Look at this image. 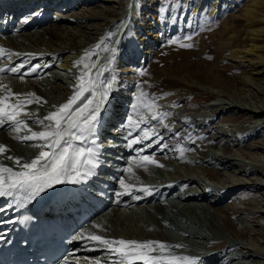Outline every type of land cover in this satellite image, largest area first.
I'll return each mask as SVG.
<instances>
[{"label": "bare ground", "instance_id": "6f19581e", "mask_svg": "<svg viewBox=\"0 0 264 264\" xmlns=\"http://www.w3.org/2000/svg\"><path fill=\"white\" fill-rule=\"evenodd\" d=\"M4 1H9L10 4L19 1L18 3L20 5L14 6L13 10H16L17 13H19L20 11H22L23 13L18 19V32L15 33L18 38H13L14 34L0 37V42L4 43V45H6L9 49L5 51V54L2 57H0V68L7 70L8 68L17 67V65L20 66L22 65V62H24L25 66L23 67V70H21V72L19 73L14 74H25L27 77H29V79H32L30 83L31 85H29L30 87H26L22 86V81L7 79L0 76V96L7 94L2 87L7 86V88L11 89L12 93L22 94L19 99H32L29 94H34L36 98H39V103L33 102L27 105L24 109V112L28 113V115H24V113L22 112L21 116L18 117V119H23L27 122L28 128L32 129L33 131L39 132L43 130V126L35 123L34 120L37 118L43 119L50 112L55 111L61 106L60 103L65 100V98L67 100L66 96H69L68 92L65 89L66 86L63 85H59L58 90L47 89V87H45V83H43L42 74H44L45 76L47 75L48 77V70L51 69V66L53 67V64L51 63L53 60H55V62L58 60L60 62L62 61L63 63L61 65H63L65 69L67 67L68 69H73L76 63L73 60L69 59H81L82 57H85L86 53H94L88 58H90V61L92 63L96 61L97 65L100 59H97L96 48H93L94 43L97 42L95 41L96 38H103L102 36H104V34L108 35L110 31V34H118L120 32V29L124 25L125 20L119 22V19H121L120 17L123 14L127 13L131 0ZM134 1L135 2H133L132 0V2L134 3L133 5L135 6H133L134 8H132L133 11L131 12L133 16L132 24L135 25L133 27H137V30L133 28L132 31L135 39L138 40V47L135 48L132 45H128L123 52L117 55L113 65V67H115L116 65V70H114L113 68V74H108L106 77V80L112 84V93L110 95L111 105L109 107V111L111 112V114H109L108 116L110 119L106 120V122H108V126L103 125L101 128L97 129L99 131V137H107L108 135H110V137L112 138H104L103 140H100L105 143L99 141L100 145H105L104 147L106 148H111V145L114 144L115 136L119 139V141H125L128 138V133H130V131L136 130L137 127L132 130L127 127L128 124H126V121H128L129 123V119L127 118L128 115L132 114L135 121H140L138 126L139 129L145 128L146 126L151 127L158 121L150 119L152 113L143 106L142 102L137 100V97L140 96V93L144 92L145 90L144 83L142 81L145 82L144 74H147L148 71H144V76L142 78L135 77L129 79L128 74L138 71L139 74L141 73V69H139L140 65H142L140 64V59H142L144 67L151 61L153 55L156 53L158 45L168 40L166 38L165 31L168 30V32L171 31L177 33L180 31L179 33L181 34L178 37L182 39H185L186 37L188 38L189 36L191 37V32L193 31L194 26L199 27L202 23H206L207 21H217V19L222 15V12L226 10V8L230 7L228 6V4L226 6V3H232L236 6V3L240 0H215L216 2H212V4H210L211 0H197L195 5H192L195 9L193 7L190 8V6L184 8L180 3L175 8L171 9L170 7H168L166 11L160 12L159 18L161 19V22L158 23L156 22L157 15L153 14L158 10L153 7V5H155V1L157 2V0H152V2L151 0ZM147 2L150 3L147 4ZM35 4H37L38 7L34 8ZM43 5H49V8L46 11L50 14L56 12L58 16H61V19L53 20V15L50 16L47 20L39 18L37 15L41 13L39 9H41L40 7H42ZM61 5V8L57 7ZM164 5L161 4L163 8ZM233 5L231 7H233ZM7 8V4H0V11ZM31 10L33 13V15L31 16H36L38 18L30 19L31 16L28 15V13ZM61 10L67 16H62L61 13H57L61 12ZM193 10H195L194 14L193 16H190L189 14H191ZM141 12H143L144 15H147V13H149L148 17L153 18V21L150 23V27H148V29H145V26L147 25V22L149 20L146 18L148 20L147 21L145 17H142ZM164 12H168V15H170V17L167 15L163 17L162 13ZM150 13L152 14V16H150ZM242 16H244L243 20L245 22V25L251 28L254 35L252 39L254 43L249 49H247V51L251 53L256 49H261L259 50L260 53H258L257 56L261 60H264V50H262L264 49V46H258L256 44V39L258 40L260 37L264 36V26H261V24H264V0L255 1L254 3H252L250 7L242 14ZM112 22L113 24L111 25ZM60 23H69L74 26L69 29L70 26H63ZM190 23H192L193 26H191V31H188ZM13 27L14 25L7 23L8 29ZM111 27L113 28L110 29ZM224 30L226 31V27ZM46 37L48 38V40H45ZM10 38L11 41L8 40ZM236 38L237 36L233 35L230 39L236 40ZM41 45L45 46L52 52H48L39 48L38 46ZM29 46L35 47V49L32 47L34 51H30ZM107 46L109 49V45ZM26 49L29 51H26ZM70 52H75L78 56H73L70 58L68 57L69 59H63V57ZM244 52L245 50H237L234 53L231 52L230 55L231 58H233L235 61L237 60L238 63H243V61L250 62V59L243 60L245 57H247L246 54H242ZM106 55L107 58L110 59L109 57L111 56V52H107ZM238 58H240V60H238ZM109 61L111 60H106V62H104L106 65V69L110 65ZM205 61L206 60H202L201 63L203 64ZM34 66L39 67L35 72L30 71ZM155 66L157 67L156 63ZM164 69L167 74H170L172 76V84L161 86L162 83L158 82L160 81V79L156 74L157 71L154 69L151 79L146 80V84H148V90L144 93L147 94V97L142 98V100H153L152 95H156L159 97L161 96V98H164V96L167 95L168 98H171L169 93L171 90H173L172 87L176 85L179 87H183L186 85L187 87L192 89L199 88L204 92H202V96L204 98L213 97L214 100L217 98V101L215 100V102L211 105L215 108L214 113H209V109L208 112L207 109H199V111H202V114L205 117L200 116L199 114L193 115V113L191 112L192 107H187V105L183 107L182 101L178 102V100L174 99L167 101L160 100L161 103L167 106L166 110H162L161 108H159L162 105L158 106L157 104H160V102L155 101L156 105L158 106V108L156 109L157 113H166V111L170 112L171 110H173L176 116L186 114V118H174V122H170V126L167 124L169 126L168 128H165V125L163 123L158 124V132L156 134L161 137V139H157V136H152L153 140H151V142L144 143L142 145H135V147L138 146V148L141 147V149H145V152H151L155 149L159 152V164L161 163V160H163V164L159 165V167H161V169L165 168L166 170L164 169V171H168L166 173H168L170 179H172L171 182L167 180L168 184H165L162 187V191L164 194L168 193V195H171L173 197H182L180 199V202H182V204L174 203L173 207L177 212L174 213V211H172V215L167 214L165 206H162L163 198L161 197L160 199L150 197L152 193L156 191L155 186L157 184L153 185L152 188H147L142 186V184L140 183L141 181H144L143 179L156 181V178L159 177L158 175L162 174L158 173L156 176V172H147L148 168L146 166L148 165L146 164V161L147 163H151L148 160H144L143 163L139 165L137 163L131 165L130 163L132 162L133 157L125 158V161L121 166V172H115L117 174V178L114 180V183L115 185H118L116 186L117 191H115V193H117L116 202L122 201L123 199H125L126 194H129L127 198H131L129 199L130 203L136 205L142 204L140 205V207H142L143 210L140 211L137 209L139 215H137V218H135V220L138 221L140 227L135 228L134 226V228L132 229L131 222H133V218L135 216L128 215L126 213L129 210L131 211L132 208H130L129 210L126 209L127 211L125 210V214L127 215L124 216V214H121L124 211H121L120 213L119 210L116 209V206L114 204L109 206L110 212L107 215L106 219L99 223L100 227H97L98 235L111 240L126 239L135 240L138 242H161V240L169 241L172 244L171 246L175 250H181V252L177 254V256H183L182 253H191L193 251L192 248H196L200 245L198 244V242H195L191 238V234H193L194 238L197 239V241H200L198 238L205 240H202L203 246H207L208 250L212 249L211 251L202 249V254H204V256L200 260L195 261L196 264H211L219 262L223 257L221 256V254L223 253L222 248H225V251L228 252V249L232 246L237 247L243 245L244 247L250 248L249 250L251 251V257L255 259H261V255L264 254V197L263 195H261V190H264V181L261 180L260 177L249 176V178L245 179L239 177V175H262L264 174V165H258L259 162H262L260 158L252 157V160H255L253 162L257 163L249 164L248 162L246 164L244 162L242 165H240V168L237 169L238 165L234 164L235 159L230 158L229 156H225V154L222 155V152L217 149H219V144H224L223 149L226 150L225 153H227L228 149L230 148H228V146L226 147L225 142L222 140V137L226 136L225 134H223L226 130V127L225 125H220V123H218V119L219 117L223 116V113L235 111L236 113L233 114V117L237 120L246 115H249L250 118L256 117V119L257 117H260V123L257 122V126L261 125V128H264V104L252 107L246 105L245 103L238 102L236 93L234 91L235 88L240 89L242 87H245V85L253 82L255 80L253 78L255 76L254 74L264 75V71L260 73L259 71H255L254 73L250 72V75L245 77L237 76L229 82L225 78H220L218 74L216 75V63L209 66L208 68L206 67L205 69L197 66L194 70L191 62L189 64L183 65L181 67V70L174 69L169 66H165ZM233 69H236V67L233 66ZM254 70H256V68H254ZM150 73L151 71L149 70V74ZM33 78H35V80ZM17 83H21V86L15 87L18 85ZM122 91L130 92L125 93ZM149 92H152V94L149 95ZM182 92L183 91H179V95ZM149 96L152 97L149 98ZM220 96H225L227 100L222 99V97ZM15 99V97L11 98L10 102H15ZM66 100L65 103L67 102ZM131 102H134V104L139 103V106L135 109V111L133 110L132 104L130 105ZM54 107L56 108L53 109ZM170 116L171 114L169 113V115L167 116L169 120L171 119L169 118ZM196 122H198V124L200 123V125H203V128H205V130H199L200 132H202L200 134L196 132L198 135H195L196 133L194 132L195 134L192 133L193 136L190 135L189 138L185 131L187 128L186 126L190 125L191 123L196 124ZM217 128H221L222 130L218 133H213V131ZM27 134L29 133H27L26 131H21L19 133L15 132L13 130L11 122L6 121L3 125H0V145L7 146V149L9 150L3 154H0V165L7 163L9 165L8 167L11 166L14 170H17L18 166L14 163L13 160L6 159L7 156L22 158L21 163H24L28 162L29 160L31 161L35 159L39 155L41 149L38 147H33L32 145L34 143L43 142L26 141L18 138L23 137ZM112 134L114 135V137L112 136ZM121 136H125V139H122ZM192 138H194L195 141H189L187 145L186 140H191ZM252 138L253 136L250 133V137L248 139L245 138V140H239L237 137H235L231 142L232 144L237 146H241L243 144L246 145L247 143H249L248 145H246V147H248L249 149H251L252 147L258 148V146H256L255 144L257 141L255 142L253 140L254 142H249ZM161 140H163L162 145ZM147 141L150 140L145 139V142ZM196 142H198L197 147L194 146ZM132 145H130V148L132 147ZM138 148L136 147V149ZM181 149H183V152H181ZM259 149H262V151H260V154L264 153L263 146H259ZM196 150L200 153V155H196V153H193L196 152ZM115 151L126 157L129 149L124 143H119L116 145ZM161 151H163L162 154H164V157L162 158ZM153 155L151 154L150 156H148L150 157L151 161H154L151 158V156ZM223 156H225L226 159H217L218 157L223 158ZM176 159H180V163L176 162L178 161ZM174 160L176 161L174 162ZM212 164H214L215 166H212ZM199 165H210V168L204 169V167L201 168V166ZM128 167L133 168L134 170L128 169ZM244 167L247 168L245 169ZM206 178L207 180H209L208 178L213 180V183L210 184V182L207 181ZM123 179L128 180L130 183L127 188L123 187L120 183V181ZM59 185L60 184H54L52 186L53 192L51 193V196H55L57 194V188H59ZM196 185H200L199 191L196 188L194 189V191L196 192H194L192 189L187 188L188 186L195 187ZM204 185L212 187L218 185V189L215 190L212 189V187L209 188L210 190L204 189ZM243 189H249L256 192L254 194V201H251L252 203H249L254 204L253 209H251V207L248 208V206L240 205V194ZM189 190H192L193 192ZM157 193H155V195L158 197ZM137 196H139L140 199H136L135 197ZM241 199H243V196ZM195 200L196 202L201 201V203H203L205 206L187 207L185 205L186 203ZM151 202L154 205L149 206L148 204H150ZM257 205L260 206V208L262 207L263 209H254V206L257 207ZM134 210H136L135 207ZM246 216L249 217V219L251 220L250 222L253 223L252 225H250V228L247 224L249 221L247 223L245 221ZM232 218H235L236 220L233 221ZM225 228L229 230L231 237L234 238H231L229 236V238L225 237V233H223V235L221 234L220 236H218V238L215 239H211L209 237V234L212 233L211 230H215V233L216 230L221 233L223 232L221 229ZM186 234L191 237H187ZM210 236L216 237L215 234ZM240 238L241 240H239ZM243 238L244 240L246 239V241H244ZM253 243H256L258 247ZM175 245H182V247H174ZM190 245L192 248L189 247ZM217 247H220L222 250L215 252V250H218ZM158 253L159 252L150 254L157 255ZM103 254V256L107 258L117 257L115 253H112L108 250H106ZM234 254H236V252ZM182 264H187V262H182Z\"/></svg>", "mask_w": 264, "mask_h": 264}, {"label": "rangeland", "instance_id": "374dc122", "mask_svg": "<svg viewBox=\"0 0 264 264\" xmlns=\"http://www.w3.org/2000/svg\"><path fill=\"white\" fill-rule=\"evenodd\" d=\"M255 1H260V0H240V1H238L236 3L237 4L236 6L233 5L232 3L231 4L226 3V6L228 4V6H230V7H228L229 9L226 8V10H224L222 12V15L217 19V21H215V22L214 21L213 22L212 21H207L206 23H202L201 25L199 24L200 25L199 27H195V26L193 27V31L191 32V39H188L187 37L185 39H182V38L178 37L181 34V33H179L180 31L177 33V32H171V31L168 32V30H166L165 31V35H166V38L168 40L158 45L156 53L153 55V58L151 59V61L145 67H144V64L142 62V59L139 58L140 59V64H142V65H140V68H139V69H141L140 71H143V72L144 71H148L147 74L146 73L144 74L145 75V78H144L145 82L142 81L144 83V89H145L144 92H146L148 90V84H146V80H150L151 79V76H153L152 73H153L154 69L157 71L156 74L158 75V77L160 79V81H158V82L162 83L161 86H166V85H171L172 84L171 83L172 76L170 74L166 73V71L164 69L165 66H169L171 68L181 70V67L183 65L189 64L191 62V64L193 65V69L195 70V67H197V66H200L202 69L203 68L205 69L206 67L208 68L209 66L214 65L216 63V65H217V69L215 71L216 75L218 74V76L220 78H225L229 82L232 81L237 76H241V77L248 76V75H250L249 74L250 72L251 73H254L255 71H259V73L263 72L264 71V62H263L264 60H261L257 56V54L260 53L259 50H261V49L254 50L255 53H254V51L251 52V53L249 51H247V49H249L252 46V44L254 43V41L252 40L254 35L252 33L251 28L247 27L245 25V22L243 20L244 16H242V14ZM133 2H135V1L133 0ZM133 2L131 0V3H130V6H129V9H128L127 13L123 14L120 17L121 19H119V22H121L122 20H125L124 21V25L120 29V32H119L120 34L119 33L118 34H115V33L114 34H110L111 33V31H110L108 35L104 34V36H102L103 38H101V37H97L96 38L95 41H97V42L94 43L93 48H96L97 59H100V61L96 65V67H91L92 62L90 61V58L86 59V62L90 65V68H91L92 79L96 80L97 83L100 85L98 91H102L103 87L106 84L109 83L106 80L107 75L111 74V73L113 74L114 70H116V65H115V67H113V65H114V60L116 59L117 55H119L121 52H123L128 45H132L135 48L138 47V40L135 39V37L133 35V31H132L133 28L135 30H137V27H133L135 25L132 24L133 23L132 22L133 16H132L131 12L133 11L132 8L135 7L133 5L134 4ZM151 2H152V0H151ZM165 2H166V4H165ZM196 2H197V0H157V2L155 1V3H154L155 5H153V7H155V9H158L157 11H155L153 13V14L157 15L156 22L157 23L161 22V19L159 18L160 17L159 13L162 12L161 8H163V6H161V4H163V5L165 4L164 5V9L167 10L168 7H170L172 9V8H175L176 6H178V4H180V3H181V5L184 8H187L188 6H190V8H192L195 5ZM212 2L215 3L216 1L215 0H211V3L210 2L209 3L212 4ZM149 3L150 2H147V4H149ZM99 4H100V2H99ZM232 5H233V7H231ZM61 7H62V5L59 6V8H61ZM55 11H57V10H55ZM194 11L195 10H193V12L191 14H189V15L193 16ZM57 13H61L62 16H67L66 14L63 13L62 10H61V12H57ZM141 13H142L141 14L142 17H145V19L147 18L149 20L148 21L146 19L148 22H147V25L145 26V29H148V27H150L149 26L150 23L153 21V18H149L148 17L149 13H147V15H144L143 12H141ZM162 14H163V17H165L166 15L170 17V15H168V12L167 13L164 12ZM55 15H57L56 12L53 13L54 17H55ZM189 15H187V16H189ZM150 16H152L151 13H150ZM54 17H53V20H55ZM60 24H62L63 26H70L69 29H71L72 26H74V25L69 24V23H60ZM112 24H113V22L111 23V25ZM262 25L264 26V24H261V26ZM191 26H193L192 23H190L188 31H191ZM225 27H226V31L224 30ZM112 28L113 27H111L110 29H112ZM233 35L237 36L236 40L230 39L231 36H233ZM15 37L18 38L15 35V33H14L13 38H15ZM8 40L11 41V38L8 39ZM45 40H48V38L46 37ZM174 40L177 41V43H171V41H174ZM112 41H114V42L116 41V43H114L113 48H112V52L113 53H111V56L109 57L110 59H108L107 55H106L107 51H108V46L107 45H108V43H111ZM181 44H191L192 47H190V48L181 47L180 46ZM256 44L258 46H264V36L260 37L258 40L256 39ZM97 45H100V47L97 48ZM29 47H30L29 48L30 51H34L35 47H33V46H29ZM38 47L43 49V50H45V51L52 52L49 49H47L45 46L41 45V46H38ZM0 48L4 49L5 51L9 50L8 47L6 45H4V43L0 44ZM105 49H107V50H105ZM237 50H243V51L245 50V52L242 53V54H246L247 57H245L243 60L250 59V62L243 61V63H238L237 60L235 61L233 58H231V55H230L231 52L234 53ZM262 50H264V49H262ZM26 51H29V50L26 49ZM73 56H78V55L75 52H70V53H67L63 57V59L64 58H68V57L70 58V57H73ZM82 58H85V57H82ZM82 58L81 59H79V58H76V59L75 58H71V59H69V60H73L76 63L73 69H71V68L68 69V67L65 69V67L63 65H61L63 63L62 61L60 62L58 60V61L55 62V60H53L51 62L53 64V67L51 66V69L48 70V74H49L48 77H47V75L45 76L44 74H42L43 75L42 76L43 83H45V87H47V89L58 90V86L59 85H63L64 82L62 83L61 81H59V82L56 81L57 79H55L56 75L54 74L55 73L54 71L56 69H58L61 72H64V78L66 80H68V82H70V84H71V87H66L65 88L66 91L69 94V96L68 95L66 96L67 100H66V98H65V100L68 101L69 98L72 97L73 94L77 91V85L80 83V79H79L80 76L82 74H84V73L89 71V69H86L84 67L83 63H81L79 65L77 64V62L81 61ZM106 60H111V62H110L111 66L109 65V67L107 69H106V65L104 63V62H106ZM202 60H206V61L202 64L201 63ZM238 60H240V58H238ZM95 63H96V61H95ZM155 63L157 65V67L155 66ZM256 63H257L258 66L256 65ZM22 65L25 66V63L22 62ZM122 65H124V64H122ZM233 66L236 67V69H233ZM17 67H19V65H17ZM131 67H134V66H131ZM113 68H114V70H112ZM254 68H256V70H254ZM21 70H23V68L20 69V72H21ZM149 70L151 71L150 74H149ZM5 71L6 72H4V71L0 72V76L1 77L7 78V79H14V80L22 81V86L30 87L29 85H31L30 83H31V79L32 78L29 79V77H27L25 74H22V75L21 74H14L13 72H10V71H7V70H5ZM26 71H27V69H26ZM52 72H53L54 76H53ZM98 72H99V75H97ZM144 75L139 74V71L138 72H131V73L128 74V78L129 79H132V78H135V77L142 78ZM254 75L255 76L253 78L255 80L253 82H251L250 84L245 85V87H242L240 89H238V88L234 89V91L236 93V96H237L238 102L245 103L246 105L252 106V107H256L257 105L264 104V77H263L264 75H260V74L259 75L254 74ZM33 79L35 80V78H33ZM232 83H234V82H232ZM19 86H21V83H19L15 87H19ZM63 86H65V85H63ZM172 88H173V90H171L170 93H169L171 98H168L167 95H165L164 98L163 97L161 98V96L159 97V96H156V95H152L153 96L152 99H154V97H155L154 100L157 101V102H160V100L167 101V100H172V99L178 100V102L182 101V106L183 107H185L186 105H187V107L188 106H190V108L192 107L191 112L193 113V115L194 114H199L200 116H203L202 111H199V109H201V108H204L205 110L207 109V112H208V109H209V113H214L215 108L213 106H211V105L215 102V100L217 98L215 100H214L213 97L212 98H204L202 96L204 92L201 89H199V88L192 89V88L187 87L186 85L183 86V87L182 86L179 87V86L176 85V86H173ZM111 91H110L108 99H107V101L105 103L106 105L104 104V106L101 107V111H100L101 112L100 113L101 116L99 115V117H98L99 124L101 123L102 118L105 117L104 115H106V112L108 111V108L111 105V102H110L111 101L110 95L112 93ZM179 91H183V92L180 93V95H179ZM122 92H125V91H122ZM129 92L130 91H127L125 93H129ZM133 92H135V91H133ZM151 94H152V92H149V95H151ZM135 95H136V93H135ZM152 96H149V98H151ZM220 97H222V99L227 100V98L225 96H220ZM65 100H63L60 104L61 105L65 104ZM131 104L133 106L134 102H131L130 105ZM157 105L158 106L159 105H162V106L164 105L163 107L162 106L159 107L162 110L163 109L164 110L167 109V106L165 104L161 103V102H160V104L158 103ZM158 106H157V108H158ZM166 113H170L171 114V116L169 117V118H171L170 120L168 119V117H166V118L163 119L162 122L158 120L156 122L157 124L154 123V125H152L151 127L150 126H146L145 128H140V129H148V130H150V129L153 130L154 129L155 133H157L158 132V130H157V128H158L157 125L158 124L163 123L164 125L168 124L170 126L171 125L170 122H174V118H178V119L186 118L185 117L186 114H182V115L180 114L181 116H179V115L176 116L173 110H171L170 112L166 111ZM234 113H236V112L235 111H230L228 113H223L222 114L223 116L219 117V119H218L219 120L218 123H220V125H225L226 128L225 127H223V128H225L227 130V131L225 130L224 133H223L224 130L222 131V133L226 135L225 137L224 136L222 137V140L225 142L226 147L227 146H228V148L230 147L231 150L229 148L227 153H225L226 150L223 149L224 144H219L218 145L219 149H217V150L221 151L222 153L221 152L220 153L222 155L225 154V156H229L230 158H234L235 159L234 160V162H235L234 164L238 165L237 169H239L240 165H242L244 162L246 164L248 162H249V164L250 163L251 164L257 163V162H253L255 160H252V157L260 158L262 160V162H259L258 165H260V166L262 164L264 165V155H261V154H264V153L260 154V151H262V149H259V146H263L264 147V128H261V125L257 126V124L260 123V117H257V119H256V117L255 118H252V117L250 118L249 115H246V116H243V117H241L240 119L237 120V119H235L233 117ZM102 114H103L104 117L102 116ZM129 117H131V119L133 121H135V119L133 118L132 114L128 115L127 118L129 119ZM203 117H205V116H203ZM190 122H191V120H190ZM126 124H128V121H126ZM168 125L165 128H168L169 127ZM175 125H177V124H175ZM186 127H187L186 130L185 129L184 130L186 131V134H187L188 137L190 135L193 136L192 133L193 134H195L196 132L199 133V134L202 133L199 130H201V131L205 130V128H203L204 126L200 125V123L198 124V122H196V124L195 123H191L190 125H187ZM134 128L135 127H132V128H129V129L132 130ZM193 128H195L196 130L193 129ZM140 129H139V127H137L135 131H130V133H128V138L127 139L130 140V142H131L132 140H134L135 137L136 138L137 137H143V132ZM221 130H222L221 128L220 129L217 128V129H215L213 131V133L214 132L218 133ZM245 130L246 131L248 130L253 136V138L249 142H254V141L256 142L257 141L255 144H256V146H258V148L252 147L251 149H249L248 147H246V145H248L249 143H247L246 145L243 144L241 146H237V145L232 144L231 141L235 137H237L239 140L240 139L241 140H245V138L248 139L250 137V133L248 131L246 132ZM251 130H252V132H251ZM197 133L195 135H198ZM141 134H142V136H141ZM121 138L125 139V136H121ZM146 140H148V139H146ZM149 140L150 141L145 142V139H143L142 142H140V143H134L133 145L131 144L132 145V147H131L132 149L130 148V146H127V144L130 143L128 141V143L125 144L128 147L129 151H130V152L128 151L129 153H128L127 157L128 156L137 157L138 159L144 160L145 156L148 157L151 154L153 155V153L155 152L154 155L151 156V158L154 161H156V160L157 161H156V163H153V164L151 163V165H149V163H147V165H148L147 166V168H148L147 172L148 171L149 172H156V176H157L158 173H160L162 175H158L159 177L156 178V181H150V180H146V179H143V180H145L147 182H150V183H152L154 185H156V184H168V181L171 182L172 179H170V176L168 175V173H166L168 171H164L165 168L161 169V167H159V165L163 164V162H162L163 160H161V163L159 164V161H160L159 152L155 149L154 151H151V152H147L146 151L144 153V152L141 151V147L138 148V146H136L138 149H136V147H135L136 144L142 145L144 143H149V142H151V140H153V138L151 137V139H149ZM186 141H187V145H188L189 141L193 142V141H195V139L194 138H192L191 140L187 139ZM260 141H261V143H260ZM114 142H116V145L121 143L117 137H116V139H114ZM162 144H163V140H161V145ZM194 146L197 147L198 146V142H196L194 144ZM162 152L163 151H161V158L164 157V154H162ZM193 153H196V155H200V153L197 152V150H196V152H193ZM197 153H199V154H197ZM157 156H159V157H157ZM225 156H223V158L222 157H218L217 159L218 160L226 159ZM176 160H178V161H176ZM176 160H174V162L176 161V162L180 163V159H176ZM28 162H30V160ZM156 164H157V166H156ZM175 164H177V163H175ZM2 166H7L8 167L9 165L7 163H5ZM199 166H201V165H199ZM209 166L203 165V166H201V168L204 167V169H209L210 168ZM212 166H215V165L212 164ZM244 168L246 169L247 167H244ZM18 170H19V167H18L17 171ZM217 170H219V169H217ZM249 176H251V177L252 176L253 177H260L261 180L264 181V174H262V175H260V174H255V175L254 174H250L248 176L239 175V177L245 178V179L249 178ZM208 179L209 180H207V178H206V180L209 181L210 184H212L213 180H211L210 178H208ZM157 180H158V182H157ZM159 182H161V183H159ZM199 186L200 185H196L195 187L188 186L187 188L192 189L193 191L196 188L199 191L200 190ZM217 186L218 185L212 187V186L206 185L204 187V189L210 190L209 188L212 187V189L217 190L218 189ZM192 190H189V191H192ZM261 191H262L261 195H263V197H264V190H261ZM194 192H196V191H194ZM255 193H256L255 191H252V190H249V189H243L241 191V194H240V201H239L240 205L248 206V208L251 207V209H253V205L254 204H249V203H252L251 201H254V198H255L254 194ZM242 196H243V199H241ZM126 204H127V206H125V208L120 207L119 212L121 213V211H124L123 213H121V214H124V216H126L127 214L135 216L133 218V222H131L132 223L131 226H132V229L134 228V226H135V228H139L140 226L138 224V221L135 220V218H137L136 216L139 215V212L137 211V209L140 210V211L143 210V208L140 207V205H142V204H137V205L136 204H130V203H126ZM133 205H135V206H133ZM128 206H130V207H128ZM134 207H135L136 210H134ZM130 208H132L131 211L129 210ZM126 209L129 210V211H127ZM254 209L262 210L263 208L262 207L260 208V206L257 205V207L254 206ZM152 210H154V209H152ZM125 212L127 214H125ZM131 212H133V213H131ZM137 212H138V214H137ZM232 220L234 221L236 219L232 218ZM245 221L247 223L248 221L250 222L251 220L249 219V217L246 216L245 217ZM249 222L247 224L249 225V228H250L251 227L250 225H252L253 223L252 222L249 223ZM239 225H241V224H239ZM221 230L223 231L221 233L219 231H217V230H216V233H215V230L214 231L211 230V232L213 234H215L216 237L210 236V235H213L212 233L209 234V237L211 239L212 238L215 239V238H218V236H220L221 234L223 235V233H225L224 234L225 237H227V238L231 237L230 232H229V230L227 228L221 229ZM186 236L187 237H191V236H188V235H186ZM191 238L195 242H198V244H200L199 245L200 248H202V249L208 248L207 246H203V241H205L204 239L198 238L200 241H197V239L194 238L193 234H192ZM231 238H234V237H231ZM239 240H241V238ZM243 240H244V238H243ZM244 241H246V239ZM207 244H209V243H207ZM253 244H255V246L258 247V245L256 243H253ZM235 247L236 246H234V247L232 246V247H230L228 249L229 251L231 250L230 252L228 251L229 254H232V255H235V256H240L241 258L247 260L249 263L251 262L250 264H264V256H263L264 254L261 255V257H262L261 259H257L256 258L257 259L256 260L255 258L251 257V255H250L251 251L249 250L250 248L244 247V245L243 246H237L236 248ZM168 248H172V246L171 245L167 246L166 249H168ZM217 249L218 250H215V252H218L219 250H222V249H223L222 252L225 251V248L221 249L220 247H217ZM235 252H236V254H234ZM211 264H219V263L216 262V263H211Z\"/></svg>", "mask_w": 264, "mask_h": 264}, {"label": "snow or ice", "instance_id": "6c2138e0", "mask_svg": "<svg viewBox=\"0 0 264 264\" xmlns=\"http://www.w3.org/2000/svg\"><path fill=\"white\" fill-rule=\"evenodd\" d=\"M161 11H166V9L161 8ZM188 39H191V37L189 36ZM171 43H177V41L174 40ZM180 46L185 48L192 47L191 44H181ZM99 47L100 45H97V48ZM4 54L5 50L0 48V57ZM93 54L86 53L85 58L77 62L78 65L83 63L84 67L89 69V71L80 76V83L77 85V91L73 96L43 119L37 118L34 120L35 123L43 126L42 131H33L28 128L25 120L18 119L22 112L24 115H28V113L24 112L27 105L33 102L39 103L40 99L36 98L34 94H29L32 99H19L22 94L12 93L7 86H2L7 94L0 96V125H3L6 121L11 122L15 132L26 131L29 133L23 137H18L19 139L42 141L43 143H34L32 145L40 148L41 151L30 162L21 163L22 158L6 157V159L13 160L19 170L0 165V197L12 196L14 192L20 191L27 192V199L32 200L54 184L77 183L79 181L76 178L81 177L82 173L85 176L92 174L91 170L98 164L97 153L93 148L81 145L88 141L89 137L94 136L99 124L98 117L101 107L106 103L112 90V84L108 83L103 87L102 91H98L100 85L96 80L92 79L90 65L86 62V59ZM23 67L24 65H20L19 67L9 68L7 71L19 73ZM38 67L34 66L30 71L35 72ZM91 67H96V63L93 62ZM2 71H5V69L0 68V72ZM140 74L143 75L144 72L141 71ZM97 75H99V72ZM13 97L16 98L15 102H10ZM146 97L147 94L141 92L137 100L142 102L143 106L152 113L150 119L162 122L169 113H157L155 100H142V98ZM138 106V104H134L132 106L133 110L135 111ZM139 123L140 121H133L129 117L127 127H138ZM141 131L143 132V137L132 140L130 145L140 143L143 139H151L152 136H157V139H161L154 129H141ZM77 142L80 143L78 144ZM6 151H9L7 146L0 145V154ZM181 152H183V149H181ZM144 159L151 163H156L151 161L150 157H144ZM120 183L125 188L128 187L124 185L123 180ZM135 198L140 199L139 196ZM96 227H99V225ZM78 239L97 242L108 251L115 253L119 257V264H131L134 260L141 261L143 264H163V262H167V264H182V262L196 264L195 259L188 256L151 255L150 253L165 252L167 245L159 241L111 240L96 234L78 237ZM174 247H182V245H175Z\"/></svg>", "mask_w": 264, "mask_h": 264}]
</instances>
